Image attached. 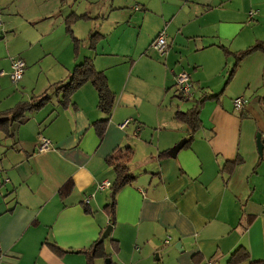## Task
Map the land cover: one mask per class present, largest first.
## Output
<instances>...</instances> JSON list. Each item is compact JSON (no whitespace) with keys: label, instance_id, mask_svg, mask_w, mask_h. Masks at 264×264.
I'll return each instance as SVG.
<instances>
[{"label":"crops","instance_id":"0c3cea01","mask_svg":"<svg viewBox=\"0 0 264 264\" xmlns=\"http://www.w3.org/2000/svg\"><path fill=\"white\" fill-rule=\"evenodd\" d=\"M136 6L128 22H139V33L131 46L113 50L109 35L95 30L101 37L90 49L86 36L95 27L85 18L71 25L81 40L75 51L65 18L94 17L97 8L88 14L86 5L75 7L71 0H0L5 73L0 111L50 93L85 57L105 74L115 96L105 114L97 107L96 89L86 82L65 106L51 95L8 134L0 131V264H86L78 251L108 225L109 264H227L239 246L248 252L239 264H264V53L243 58L227 81L233 53L264 39V0H158L156 8L147 2ZM251 9L257 14L249 21ZM119 23L111 29L128 28ZM162 30L167 46L158 53L151 44ZM53 35L63 37L57 50L43 46ZM16 56L26 67L12 85L8 72ZM44 57L55 63L50 73L43 69ZM181 72L190 74V98L177 90ZM236 97L247 99L241 111L233 108ZM197 103L200 126L193 133L176 113ZM106 116L100 131L94 123ZM126 119L129 124L119 128ZM39 136L49 138L52 148L39 152ZM183 139L171 156L168 150ZM124 149L132 151L134 181L117 192L111 222L104 209L110 189L98 185L112 182L106 159ZM110 240L117 241V251ZM52 241L70 252L57 256L44 243ZM105 259L93 264H106Z\"/></svg>","mask_w":264,"mask_h":264},{"label":"trees","instance_id":"16d2710c","mask_svg":"<svg viewBox=\"0 0 264 264\" xmlns=\"http://www.w3.org/2000/svg\"><path fill=\"white\" fill-rule=\"evenodd\" d=\"M86 17L87 15H76L74 13H70L65 18V29L71 38L75 51L78 50L81 40H78L72 34L71 25L77 19L86 18ZM100 37L101 36L99 32L92 30L89 31L87 41L90 46V49H94L95 44L98 41V39H100ZM221 47L224 49V51H226V49L223 46ZM258 51L264 53V39L254 42L252 45L246 47L242 51L234 52L233 53L234 64L227 77V81H229L230 78L233 77L238 63L243 58ZM86 82H90L93 85V87L96 89L97 98H98L97 99L98 109L105 114H109L114 103V98H115L114 93L110 90L108 86V82L105 74L102 71H99L95 68L91 57H85L83 61L74 65V67L72 68L68 77L65 80H60L49 87L51 91L50 93L48 91H44L39 95L32 96L27 101H21L17 103L11 109L0 111V131L4 132L5 134H8L11 125L14 122L20 120L26 112L37 111L45 107L51 100V93L55 94L56 96H59L60 105L65 106L66 103L69 102V98L71 94ZM261 104L264 109V94L261 97ZM199 114H200L199 103H197L192 108L188 109L186 112L178 111L176 113V117L187 123L190 126L191 131L194 133L200 126ZM107 121H108V117L106 116L105 118L98 120L94 124L96 128L101 131L105 123H107ZM131 155H132V151L130 149H124L121 152H118L114 155H110L106 159L108 166L111 169V172H113L114 174V179L112 180L111 187L109 188L111 194L110 201L104 207L105 211L110 216L111 222L115 221L114 218H115L117 192L124 186L129 185L134 181V176L129 171V163L131 160ZM233 165L234 162L228 163L227 167H231ZM84 210L89 211V208L87 207L86 204H84ZM108 238L109 235L106 239ZM106 239H102V237L100 236L88 248L78 251L86 255L88 259L86 264H93L95 259L110 258L111 253L107 252V249L105 247ZM44 243L57 256H62L65 253L70 252L68 250L61 248L53 241L44 242ZM110 243L113 251H117L118 249L117 241L110 240ZM247 257H248V252L245 250L244 247L239 246L231 253V256L227 264H239L242 260L246 259Z\"/></svg>","mask_w":264,"mask_h":264},{"label":"rangeland","instance_id":"374dc122","mask_svg":"<svg viewBox=\"0 0 264 264\" xmlns=\"http://www.w3.org/2000/svg\"><path fill=\"white\" fill-rule=\"evenodd\" d=\"M81 2L84 5H86V11L88 14H89V11H92L93 8L95 9L97 8L98 13H99V15L94 16V17L98 16V18H94V17H91L85 14L87 15L86 19L85 18H81V19H85V21L87 20L88 22H90L92 27H95L94 29L92 28L94 31L99 30V32L105 33L106 36L109 35L108 40L109 41L111 40V47L113 50H121V49H126L129 46H131L133 42L136 40V37L138 36V33H139V29L137 26L139 22L137 23L128 22V21H131L130 17H133L135 15L133 11L134 7L136 5L145 4L147 2L153 8L154 7L156 8L158 0H71V3H74L75 7H77ZM111 7L113 8L112 11H111ZM142 12L143 11L139 10V13L142 14ZM81 13H86V12L82 11ZM115 21H120V23L122 24L125 23V25L128 26V28L126 29L117 28L116 31H113V29H111V26L113 23H115ZM121 21H124V22H121ZM145 23H148V21L146 20ZM100 24H102L101 25L102 27H100ZM86 37H88V34ZM144 39H145V36L142 35L140 40L144 41ZM62 40H63L62 36L53 35L43 41V46L50 50L51 49L57 50L60 48ZM86 41H87V38H86ZM6 44L8 45V43ZM54 66H55V63L53 62L51 58L44 57L43 69L49 70V73H50L51 69ZM18 84L19 82L16 84L12 83V85H18ZM51 95L55 96V94H52V93ZM33 112L35 111L27 112V113H33Z\"/></svg>","mask_w":264,"mask_h":264},{"label":"built area","instance_id":"2783aa9c","mask_svg":"<svg viewBox=\"0 0 264 264\" xmlns=\"http://www.w3.org/2000/svg\"><path fill=\"white\" fill-rule=\"evenodd\" d=\"M135 10H138L139 7L135 6ZM257 14L256 10H250L248 12V20L251 21ZM1 25V21H0ZM152 48L156 50L158 53H163L167 46L166 34L162 30L160 31L157 36L154 38L152 44ZM26 63L21 57H13L11 59V70L8 72L9 79L11 83L16 84L21 81L24 71H25ZM5 74L3 71L0 72V75ZM175 84L177 86V90L181 96L190 98L193 96V86L190 74L187 72L179 73L175 78ZM247 103V99L244 97H236L233 99V108L236 111H241ZM130 122V119L124 120L118 126L119 128L123 129L126 127ZM52 148L51 140L45 136H39V141L37 143V150L39 152L46 151ZM111 187V182L108 180H104L98 185V189L105 190ZM87 203V200H86Z\"/></svg>","mask_w":264,"mask_h":264},{"label":"water","instance_id":"95a60500","mask_svg":"<svg viewBox=\"0 0 264 264\" xmlns=\"http://www.w3.org/2000/svg\"><path fill=\"white\" fill-rule=\"evenodd\" d=\"M185 141H186V139H183L180 142H178L176 145H174L173 147H171L168 150V153L171 156H174L177 153V151L184 145ZM256 146H257V150H258L259 154H262V142H261V138H260V132H257V134H256ZM110 229H111V225H108L101 235L102 239H106L108 237V235L110 233ZM105 262H106V264H109L110 259L106 258Z\"/></svg>","mask_w":264,"mask_h":264}]
</instances>
